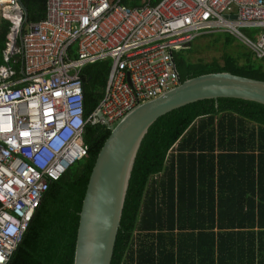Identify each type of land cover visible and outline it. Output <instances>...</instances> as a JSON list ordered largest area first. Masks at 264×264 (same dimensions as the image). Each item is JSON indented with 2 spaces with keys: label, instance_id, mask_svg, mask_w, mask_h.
<instances>
[{
  "label": "trees",
  "instance_id": "16d2710c",
  "mask_svg": "<svg viewBox=\"0 0 264 264\" xmlns=\"http://www.w3.org/2000/svg\"><path fill=\"white\" fill-rule=\"evenodd\" d=\"M46 2L21 0L24 30L45 19ZM8 33L1 18L0 51ZM210 37L224 47L233 43L222 33L199 39ZM197 40L173 54L181 83L213 73L264 82L263 65L250 53H225L223 66L192 62ZM110 65L102 60L81 72L85 118L103 98ZM110 133L86 126L87 156L50 185L9 264H74L82 202ZM111 264H264V105L205 100L151 126L135 160Z\"/></svg>",
  "mask_w": 264,
  "mask_h": 264
},
{
  "label": "built area",
  "instance_id": "2783aa9c",
  "mask_svg": "<svg viewBox=\"0 0 264 264\" xmlns=\"http://www.w3.org/2000/svg\"><path fill=\"white\" fill-rule=\"evenodd\" d=\"M26 26L19 0L0 65V264H9L52 183L87 156L86 126L112 130L137 106L180 85L173 54L228 34L264 65V0H47ZM21 36V39H19ZM19 59L23 61L18 73ZM111 61L103 98L84 115L81 72Z\"/></svg>",
  "mask_w": 264,
  "mask_h": 264
},
{
  "label": "water",
  "instance_id": "95a60500",
  "mask_svg": "<svg viewBox=\"0 0 264 264\" xmlns=\"http://www.w3.org/2000/svg\"><path fill=\"white\" fill-rule=\"evenodd\" d=\"M219 99L264 105V82L230 73L199 76L137 106L114 126L96 158L82 202L74 264L112 263L131 174L151 126L187 105Z\"/></svg>",
  "mask_w": 264,
  "mask_h": 264
},
{
  "label": "rangeland",
  "instance_id": "374dc122",
  "mask_svg": "<svg viewBox=\"0 0 264 264\" xmlns=\"http://www.w3.org/2000/svg\"><path fill=\"white\" fill-rule=\"evenodd\" d=\"M229 36L232 37L231 35ZM232 38H233V43L229 47H224V44L221 42L217 44L213 43L215 37H210L208 39H201V40L199 39L195 42L194 49L196 51L193 54L189 55V58L192 62H197L199 60H202L205 63H211L213 61H217L221 66H223L225 53H228L233 56H238L237 54L238 51L244 54L246 53L252 54L250 50L245 45H243L239 40H237L234 37ZM2 51L3 50L0 51L1 56H2ZM253 60L262 64V62L257 60L254 57V55H253ZM239 64L243 65L244 60L241 59Z\"/></svg>",
  "mask_w": 264,
  "mask_h": 264
},
{
  "label": "crops",
  "instance_id": "0c3cea01",
  "mask_svg": "<svg viewBox=\"0 0 264 264\" xmlns=\"http://www.w3.org/2000/svg\"><path fill=\"white\" fill-rule=\"evenodd\" d=\"M149 1L155 3L157 0H125V2H126L125 5L130 6V4L133 5L136 3L135 7H139V6H142L143 4L148 3ZM262 65H263V63H262ZM263 68H264V65H263Z\"/></svg>",
  "mask_w": 264,
  "mask_h": 264
}]
</instances>
